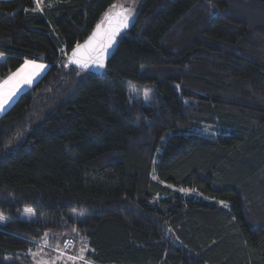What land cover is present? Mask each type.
<instances>
[{"label": "trees", "instance_id": "obj_1", "mask_svg": "<svg viewBox=\"0 0 264 264\" xmlns=\"http://www.w3.org/2000/svg\"><path fill=\"white\" fill-rule=\"evenodd\" d=\"M119 1L0 0V78L48 65L0 117V264L72 229L91 264H264V0H132L106 69L70 65Z\"/></svg>", "mask_w": 264, "mask_h": 264}, {"label": "snow or ice", "instance_id": "obj_2", "mask_svg": "<svg viewBox=\"0 0 264 264\" xmlns=\"http://www.w3.org/2000/svg\"><path fill=\"white\" fill-rule=\"evenodd\" d=\"M35 11H43L44 0H33ZM51 6L50 4L48 5ZM117 5H112V8H117ZM128 16L123 11L116 14V26L112 27L111 18L109 28L101 32V25H97V31L93 33L91 37L84 43V45H77L72 51L70 61L77 64L81 68H88L90 64H94L99 68L104 67V59L107 49L112 46L115 41V36L118 34L121 27L127 26ZM30 62L25 61V65L18 69L15 73L9 76L7 79L0 82V109L3 108L4 102L11 97L16 88L21 83H30L32 78L39 73L44 67L41 64L31 63V71L25 69L29 66ZM179 87V85H177ZM183 191V190H182ZM223 203V202H221ZM227 206V205H225ZM29 211L30 210H26ZM4 219L0 215V220ZM83 250V249H82Z\"/></svg>", "mask_w": 264, "mask_h": 264}, {"label": "rangeland", "instance_id": "obj_3", "mask_svg": "<svg viewBox=\"0 0 264 264\" xmlns=\"http://www.w3.org/2000/svg\"><path fill=\"white\" fill-rule=\"evenodd\" d=\"M122 0V7H130L133 4L132 0ZM6 55L0 52V63L5 60ZM140 93V95H139ZM137 94V98L141 99L144 104H149L151 93L144 90ZM210 133L209 131L203 132L204 135ZM26 210H30L26 211ZM71 215L77 218L75 212ZM21 218L24 220L34 221L36 216L32 209H24ZM4 219L0 220V224H5ZM87 244L84 243V238L77 233L75 229L65 232H47L39 241L34 242L30 250L32 264H91L86 260ZM83 249V250H82Z\"/></svg>", "mask_w": 264, "mask_h": 264}, {"label": "water", "instance_id": "obj_4", "mask_svg": "<svg viewBox=\"0 0 264 264\" xmlns=\"http://www.w3.org/2000/svg\"><path fill=\"white\" fill-rule=\"evenodd\" d=\"M122 1H119L118 3H116L115 5H117L118 7L113 9L110 8L105 15L103 16V18L101 19V21L98 23L101 25V32H103L104 30H107L109 28V24H110V18H111V25L112 27L116 26V14L123 11L125 15L128 16V20H127V26L126 27H121L118 34L115 36V41L112 44V46L110 48L107 49V52L105 54V59H104V67L103 68H99L94 64H90L88 66V68H81L80 66H78L77 64H74L70 61V57L72 55V51L77 47H75L68 55L67 61L70 65L75 66L78 69H81L83 71L86 72H91V73H96V74H100L102 73L105 69H106V65L107 63L111 60V58L113 57L117 47H118V43H119V39L122 35L126 34L127 32L130 31V29L132 28V26L134 25V23L136 22L137 19V15H138V11H137V7L136 5H132L130 7H122L121 6ZM97 24V25H98ZM97 25L94 28V30L91 32V34L89 35V37H91L93 35L94 32L97 31ZM89 37L82 42L79 45H84V43L89 39Z\"/></svg>", "mask_w": 264, "mask_h": 264}, {"label": "crops", "instance_id": "obj_5", "mask_svg": "<svg viewBox=\"0 0 264 264\" xmlns=\"http://www.w3.org/2000/svg\"><path fill=\"white\" fill-rule=\"evenodd\" d=\"M30 64L29 66L25 69L26 71H31V63H33L34 61H29ZM35 64H41L43 65L44 67L39 71V73L37 75H35L31 82L30 83H21L19 85L18 88H16L15 92L11 95V97L9 99H7L4 104H3V108L0 109V117L14 104V102L17 100V98L19 97V95L21 93H23L24 91L28 90L29 88H31L41 77H43L45 75V73L47 72L48 70V65L44 64V63H40V62H34ZM25 63L22 65L24 66ZM21 66V67H22ZM20 67V68H21ZM19 68V69H20ZM16 72V71H15ZM13 72V73H15ZM12 73V74H13ZM12 74H10L9 76H11ZM8 76V77H9ZM8 77L6 78H0V82H2L3 80L7 79Z\"/></svg>", "mask_w": 264, "mask_h": 264}]
</instances>
